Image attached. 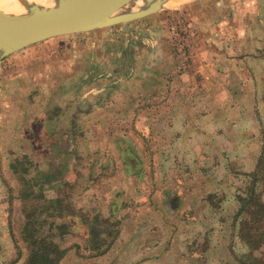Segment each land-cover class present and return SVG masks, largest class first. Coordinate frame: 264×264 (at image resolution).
<instances>
[{"label": "rangeland", "instance_id": "1", "mask_svg": "<svg viewBox=\"0 0 264 264\" xmlns=\"http://www.w3.org/2000/svg\"><path fill=\"white\" fill-rule=\"evenodd\" d=\"M51 121L74 137L75 179L49 204ZM254 177L264 206V0H191L0 59V264L27 255L26 216L68 247L59 264L264 262V217L237 198ZM63 219L86 226L58 235Z\"/></svg>", "mask_w": 264, "mask_h": 264}, {"label": "water", "instance_id": "2", "mask_svg": "<svg viewBox=\"0 0 264 264\" xmlns=\"http://www.w3.org/2000/svg\"><path fill=\"white\" fill-rule=\"evenodd\" d=\"M55 0L53 6L27 4L22 14L0 10V59L48 38L127 23L155 13L167 0Z\"/></svg>", "mask_w": 264, "mask_h": 264}, {"label": "trees", "instance_id": "3", "mask_svg": "<svg viewBox=\"0 0 264 264\" xmlns=\"http://www.w3.org/2000/svg\"><path fill=\"white\" fill-rule=\"evenodd\" d=\"M255 173V172H253ZM257 181V177L252 178L251 184L246 187V193L245 195H238L237 198L240 203L239 212H242L247 209L249 220L255 221L254 223H259L258 221L261 220L264 217V206L261 205L259 199L257 198V194L255 192L254 183ZM37 188V194L40 198L45 200L47 203H57L56 198H48L43 195V188L41 186V179L39 178L38 183L36 184ZM59 202V201H58ZM250 206H255L254 209H249ZM52 211L50 208H47L46 206H41L39 213H45V217L51 216ZM56 214V210H53ZM61 214V218L69 217L71 214H68L67 212H59ZM27 222L24 224V230H27L29 226H32L31 234L26 236V239L29 240L28 243V253L23 259V261L20 264H59L60 260L66 255L68 247L60 246V243L55 239L50 237V235L45 234H39L38 229L36 228L38 225V228L42 226V223L45 222V220H41V222L37 221H29V217L26 216ZM246 221V220H245ZM47 222V221H46ZM54 222L50 221L48 222V228H51L53 226ZM264 223V222H263ZM243 228L247 233H249L250 226L247 222H243ZM58 229V235L65 234V232H71L72 227L75 231H78L80 229V226H73V224L70 223V225L63 219L59 224L54 225ZM35 227V229H34ZM263 228V227H261ZM89 232H91L90 236V244L94 247L98 245L99 238H98V230L94 228H89ZM255 229H259V227H256ZM96 235V236H95ZM258 238H264V230L263 232L258 234ZM97 237V239H96ZM246 263L245 264H264L263 260L256 258L255 256L247 255Z\"/></svg>", "mask_w": 264, "mask_h": 264}, {"label": "crops", "instance_id": "4", "mask_svg": "<svg viewBox=\"0 0 264 264\" xmlns=\"http://www.w3.org/2000/svg\"><path fill=\"white\" fill-rule=\"evenodd\" d=\"M52 121L47 124V129L52 131L49 133L51 134V138L46 140V147H44L45 150H43L44 155L43 158H40L41 166L40 163L38 165L40 169L39 178L41 179V186L48 192L55 190L57 186L63 183H70L75 179V176L72 175V173H74V166L72 165L74 162V137L67 128H55ZM81 225L86 226L85 224L83 225V223ZM82 226L80 227L82 228ZM112 249V247H108L107 250L102 253V257L114 255L112 254ZM142 259H146L148 263H153V261L161 260V257H142ZM147 261L145 262L147 263ZM145 262L139 264H146Z\"/></svg>", "mask_w": 264, "mask_h": 264}, {"label": "bare ground", "instance_id": "5", "mask_svg": "<svg viewBox=\"0 0 264 264\" xmlns=\"http://www.w3.org/2000/svg\"><path fill=\"white\" fill-rule=\"evenodd\" d=\"M188 1L191 0H167L163 6L174 8ZM27 4L49 7L55 4V0H0V10L7 14H22L27 11ZM141 4L142 0H136L134 3V10Z\"/></svg>", "mask_w": 264, "mask_h": 264}]
</instances>
